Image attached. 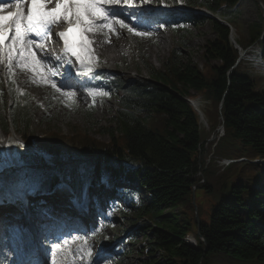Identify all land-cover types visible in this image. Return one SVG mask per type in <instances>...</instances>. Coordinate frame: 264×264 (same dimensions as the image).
I'll use <instances>...</instances> for the list:
<instances>
[{
    "label": "trees",
    "instance_id": "obj_1",
    "mask_svg": "<svg viewBox=\"0 0 264 264\" xmlns=\"http://www.w3.org/2000/svg\"><path fill=\"white\" fill-rule=\"evenodd\" d=\"M164 1L205 8L235 28L234 8L239 0ZM170 18L176 45L161 68L144 63V78L123 79L115 74L99 77L115 101L109 125L99 127V133L107 135L108 141L51 130L35 139V146L49 155L53 169L41 185L47 190L62 181L80 194L96 184L100 187L95 195L101 197V183H107L116 201L124 204L119 206L121 218L142 235L137 243L141 255L137 264H215L214 258L219 257L264 264V166L247 162L227 167L217 164L215 168L222 175L208 182L206 178L212 179L217 172L204 160L209 135L198 114L184 100L195 97L191 91L200 94L204 101L200 110L206 121L216 120L222 126L224 145L218 154L220 160H262L264 85L261 88L260 78L246 73L245 62L236 61L239 52L229 42L227 26L203 15H184L179 22L178 16ZM263 20L260 17L251 23L247 35L239 36L236 42L242 49L260 46L264 59ZM204 23L215 35L203 46L208 74L184 60L181 52L190 33L188 27ZM36 110L26 92L16 93L11 81L0 78L1 131L7 132L11 126L23 136ZM85 114L90 118L93 112ZM231 146L234 150L229 152ZM17 149L23 164L49 168L40 155L24 145ZM5 162L0 154V173ZM79 165L83 166L82 172ZM120 183L130 187L124 188ZM197 189L215 195L216 200L207 218L199 219V223L194 216L188 218L183 212L171 211L178 207L193 209L191 194ZM139 190L147 195V200L141 199ZM187 235L194 238V244L185 240Z\"/></svg>",
    "mask_w": 264,
    "mask_h": 264
},
{
    "label": "rangeland",
    "instance_id": "obj_2",
    "mask_svg": "<svg viewBox=\"0 0 264 264\" xmlns=\"http://www.w3.org/2000/svg\"><path fill=\"white\" fill-rule=\"evenodd\" d=\"M134 7L126 8L123 5V0H121L120 6H123V13L117 17V19H122L124 22L133 29L132 32H129L127 28H120L119 25H113V31H109L104 28L102 30H93L91 33L96 37H104V43H108L109 40L115 39L119 44V55H117L114 64L110 61L108 63L103 62L101 57L98 59L99 65L96 67L106 73L115 74L123 79H128L131 77H146L147 71L145 69L144 63L151 65L153 68H161V63L169 55L172 47L176 45V36L169 29V12L163 11L164 6H159L161 9L152 8L149 5H146L144 0H132ZM262 4V2H261ZM258 4L256 0H239L234 8L235 11V29L234 37L239 38V36L247 35L248 27L251 23L257 22L260 20V17L264 19V6L263 4ZM52 5V4H50ZM119 5H116L117 7ZM113 7V6H112ZM134 10H142L141 18H144L142 21L137 20L135 16L131 15ZM179 16L185 14L186 12L175 10ZM177 13H175L177 15ZM102 19L96 21L98 25H103ZM264 21V20H263ZM139 24H148L153 25L154 29L158 31L163 38L156 39L154 37H147L148 28L141 27ZM190 30L189 36L186 40V46L181 48L182 56L184 60H190L191 63L199 67L208 74L209 65L204 67V57H203V46L208 39L215 37L211 31L209 24L204 23L198 27L189 26ZM234 31V30H233ZM138 33H145V35H139ZM109 39V40H108ZM168 42L166 47L165 44ZM255 45H253L254 47ZM249 51L252 49H248ZM154 51L155 54H154ZM251 52V51H250ZM38 53V52H37ZM92 64L95 63L93 53L88 52L87 54ZM250 55L245 59L248 60ZM212 64H216V61H212ZM211 64V65H212ZM245 65V64H244ZM247 65V64H246ZM248 66V65H247ZM40 68L43 70L46 66H43V63H40ZM48 70L52 73L58 74L60 72L59 66H50ZM12 72L13 78L16 87L23 88L29 92L30 96L35 100L39 105L38 109L34 114V119L31 123L30 128L23 132V136L30 140L31 143L39 136L47 132L48 130L57 131L60 134L72 135V133H81L89 137H92L100 141H108L107 135H102L99 133V127H106L109 125V119L113 114V108L115 106V101L112 97L106 96L104 90L96 91L93 97V114L92 117L87 118L86 114L83 113L82 109L90 102L89 98L83 90L79 89L77 95L66 93L62 86L59 84L56 88L46 84V85H37L33 80L34 74L28 69H22L21 67L15 66L12 62L11 68L7 62L0 63V74H6ZM246 73L252 77L260 78L258 81L260 87L264 85V73L262 69L254 71L248 66ZM57 88L59 91H57ZM81 93V94H80ZM191 95L196 97L197 104L199 108H203L204 101L201 97L195 92L191 91ZM198 95V96H197ZM84 99V101H82ZM202 117V116H201ZM199 121L204 127V131H207V147L209 148L208 154L205 156V163L210 169H215L217 172L214 173L212 179L206 178L208 182H213L219 178L221 170L215 168V165H219L220 156V147L224 145L222 138L224 137V130L222 126L215 120L206 121L205 117L199 118ZM213 126V128H212ZM4 140L6 142L4 143ZM3 141V142H2ZM21 142V139L14 132L4 133L0 130V152L5 154L7 157L4 166L2 167V172L0 173V178L15 177L13 182L19 187H36L38 183H41L49 174L53 172V169L41 168V167H24L21 164L17 144ZM221 144V145H220ZM223 149V147L221 148ZM230 151L234 150V147L231 146ZM237 151V148H236ZM251 160V159H246ZM233 164L242 163L249 161H240V159H234ZM263 166H264V159ZM223 167H226L225 161L222 162ZM79 172L83 171V166H78ZM205 180V179H204ZM264 180H261V183ZM264 185V184H263ZM58 191V186L55 187ZM2 192L0 191V194ZM139 196L143 200H147V195L139 190ZM51 196V194H48ZM192 195V205L193 209L188 207H178L171 211L175 213L183 212L186 217L192 218L194 216L196 222H200L199 219H206L207 213L210 210L211 206L214 204L215 195H207L203 189H197L193 192ZM41 199L46 198V196H41L39 193L37 198ZM59 198H54L53 202L58 201ZM49 202V201H48ZM100 212L102 213L105 209V214H101L98 217L99 224L97 228L94 227L90 231H87L83 235L84 243V252L82 255L86 256L85 253L90 250L92 257L96 258L100 254L110 255V259H105L107 264H137L138 260L141 259V255L138 254L137 243L142 240V235H140L135 229L134 226L121 218L120 215H117L114 209L113 204H108L100 202ZM50 203H47L49 210L52 209ZM15 209V208H14ZM44 209V207H43ZM0 221L5 210L11 209H0ZM170 212V210H166ZM103 219L106 220L103 223ZM96 221V218L94 219ZM97 220V221H98ZM96 221V222H97ZM3 222H0V224ZM1 235L4 234L5 230L2 229ZM188 237V236H187ZM192 237L189 235V238ZM18 239V237H17ZM109 240L110 243L102 251L98 250L100 242L103 240ZM131 239H136V242L132 243ZM191 240V239H190ZM136 243V244H135ZM119 247V248H117ZM5 253V249L0 247V255ZM159 258L160 256L157 255ZM89 260L91 255L86 256ZM85 262V259L82 260ZM215 264H244L239 262H234L227 260L223 257L214 258L213 261ZM250 264V263H247Z\"/></svg>",
    "mask_w": 264,
    "mask_h": 264
},
{
    "label": "snow or ice",
    "instance_id": "obj_3",
    "mask_svg": "<svg viewBox=\"0 0 264 264\" xmlns=\"http://www.w3.org/2000/svg\"><path fill=\"white\" fill-rule=\"evenodd\" d=\"M144 2L149 3L151 0ZM48 4L53 6L49 7ZM103 4L113 7L101 6V0H48L47 3L44 0H29L28 3H25V0H15L14 4L0 0V63L7 62L10 69L13 60H16L20 66L30 67L35 72L41 62L32 49H42L44 45L36 39H29V36L40 37L43 40L51 33L52 26L63 21L67 27L59 32L58 36L63 40L65 52L70 53L83 64L84 57L80 49L89 44L86 33L104 28L113 31L114 24L119 25L120 28H127L129 32L133 31L124 20L117 19L124 11L123 7H115L121 4V0H103ZM123 5L133 7L132 0H123ZM6 8H12L14 11L4 14ZM99 19H103L105 23L98 25L96 21ZM74 32L79 34L78 41L72 38ZM138 34L145 35V33ZM6 40L9 41L7 44ZM51 74L55 75L54 72ZM52 87L56 88V84L53 83ZM56 248L59 252V245ZM85 255L90 257V250ZM52 264H57L55 256ZM90 264L97 262L92 260Z\"/></svg>",
    "mask_w": 264,
    "mask_h": 264
},
{
    "label": "bare ground",
    "instance_id": "obj_4",
    "mask_svg": "<svg viewBox=\"0 0 264 264\" xmlns=\"http://www.w3.org/2000/svg\"><path fill=\"white\" fill-rule=\"evenodd\" d=\"M142 12H143L142 10L134 11V14L136 15L137 18H140L142 16ZM143 19L144 18H142L141 20H143ZM145 27L149 29L147 37H154L156 39L163 38L161 36V34L154 29L153 25L145 24ZM87 37L91 38V40L89 41V44L87 46V50L90 51L91 53H93L94 57H96V59L101 57L103 62L108 63V61H110L112 64H114L117 55L120 54L119 53L120 44L115 39H111V40L108 39L109 40L108 43H104L105 41L102 40V38H104V37H102V36L96 37L91 32L88 33ZM166 42L167 43L165 44L164 47H166L168 45L169 41H166ZM155 52L156 51H154V54H155ZM48 53H49V51H48ZM42 54H43V55H41L42 57L47 58V52H46V54L45 53H42ZM65 84L71 85V83L69 81H65ZM13 179H16V176ZM9 180H11V179H9ZM11 186H13L15 188L16 185L13 182V183H11ZM11 191H13L12 188H11ZM22 192H23L22 189L17 187L18 195L22 194ZM61 205L66 206V205H68V203L65 199H62ZM94 211H95V209H94ZM85 218H87V216H85L84 219ZM0 230H1V227H0Z\"/></svg>",
    "mask_w": 264,
    "mask_h": 264
},
{
    "label": "water",
    "instance_id": "obj_5",
    "mask_svg": "<svg viewBox=\"0 0 264 264\" xmlns=\"http://www.w3.org/2000/svg\"><path fill=\"white\" fill-rule=\"evenodd\" d=\"M258 4H261V0H256ZM263 29H264V23H263ZM197 221V220H196ZM198 223V222H197Z\"/></svg>",
    "mask_w": 264,
    "mask_h": 264
}]
</instances>
